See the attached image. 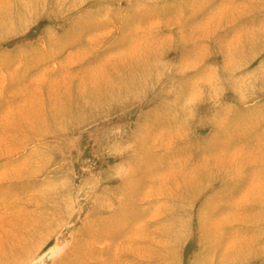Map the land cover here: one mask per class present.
<instances>
[{"label": "rangeland", "instance_id": "374dc122", "mask_svg": "<svg viewBox=\"0 0 264 264\" xmlns=\"http://www.w3.org/2000/svg\"><path fill=\"white\" fill-rule=\"evenodd\" d=\"M0 264H264V0H0Z\"/></svg>", "mask_w": 264, "mask_h": 264}]
</instances>
